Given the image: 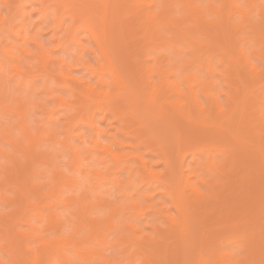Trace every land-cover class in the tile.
<instances>
[{"label":"bare ground","instance_id":"bare-ground-1","mask_svg":"<svg viewBox=\"0 0 264 264\" xmlns=\"http://www.w3.org/2000/svg\"><path fill=\"white\" fill-rule=\"evenodd\" d=\"M24 1L25 0H2V2H4V6H7L8 14L2 15V19L0 22L3 25H7V27L11 29V31L13 30L12 24L10 25V22L12 21L10 18L11 15L16 16L17 14H21V16L23 15L25 16L27 14V12L25 13L23 11ZM51 1L53 2L54 5L56 6L58 5V7L59 6L64 7L66 11L68 9L74 10L76 16H79L78 18L81 19L79 25L86 26L88 30L94 36L97 37L100 46V52L106 58V65L105 66L99 65V68L93 66V64L85 57L72 64L66 62L65 64L66 70H64V75L66 76V79L69 78L78 79L83 83V88L78 89L80 90L79 94L82 97L81 105H83L82 107L86 108L85 111H87V112L84 111L85 113H87V116L84 113L83 117H85V120L91 125L92 128L93 127L95 128V126L97 127L96 128L97 131L94 130L96 132L95 136H98L99 134H103L104 130H100L97 125V122H94L95 120L94 108H99V110L103 115H106V113L109 112L116 111V115L118 114L119 116H121L122 117L121 119L123 120V122L125 121L124 123L126 124L128 122L126 119L128 118H126L127 116L124 115L125 111L128 110L126 112L127 113L129 112L133 116L134 114L136 115L139 107H141V102L143 100L145 103H147L148 106L154 109V112L158 114L164 113L163 108L165 104L167 103L169 105L171 104L172 108L174 109V112L176 113L177 117H179V119L181 118L190 123L193 122L194 125H198V127L202 126L203 128L201 127V129L209 131L208 132L209 134L205 132L209 135V136L207 135L206 137L212 138V136L210 135H213L215 137V138L213 137L214 139H217L218 137L227 139L232 136L231 138H234L235 142L236 141L241 142L243 136L240 125L242 121H244L247 111L248 112L250 111L249 114L252 115L250 117V115L248 114L249 115L248 117H250L251 120H253L257 114V117H260V119L263 120L262 123L264 124V112L262 107H260V105L261 106L264 105V94L262 92L264 89V2L263 0H241L245 2L244 4H242L243 2H241L240 0H122L123 3L131 2L132 5H134L137 8L136 11L137 16L135 17L136 18L139 17L140 21L137 18L138 21L130 22L128 26L132 30L129 31L130 33H132L136 37L138 35V38L135 37V39L138 41V43L136 44L137 46H139L138 50L144 51L148 54V47L154 46L156 51L158 52V58H156V64L146 65L144 67L143 75H144V79H146L147 84H149L148 91L145 89V86H140V84H137L140 90L137 91L134 88H132L130 83L126 81L122 76L121 70L118 66L119 62H116L115 58L112 57L108 52L107 49L108 44L106 42L107 31L105 28V23L109 13V4L111 0H101L102 6H104L103 9L104 13L102 14V16L100 15L101 16L100 21L102 25V28L100 30H98L94 25L95 24L94 13L89 12L88 10L85 9L87 8V4H88L87 2L91 3V0H51ZM119 4H121V2L118 3V6ZM92 8H94V6ZM82 9L83 10L85 9L87 13L83 14ZM255 10L256 13L254 14L253 12ZM62 12H64V9L62 10ZM1 14L2 13H0V15ZM253 14L256 15V17H258L259 19V21L257 19L258 22L254 21L255 16ZM61 15L59 14V18L62 19V17H60ZM212 16L216 17L217 19V22L215 24H212L211 22L212 20L210 17ZM60 21L61 20H59V23ZM220 29L222 32L221 39H219L220 37H218V33H219L218 31ZM250 41L253 42L255 46L256 45L261 46L260 49H256L254 47L252 49L245 48L246 43ZM37 43L38 46H40L39 47L40 54L43 55L42 57H44V59L40 57L43 59V61L41 60L42 66L44 64V67H48L47 65L48 64L50 65L49 62L54 63L52 61H56L57 63L58 60H60L59 58L56 59L51 58L48 55L46 50L43 48L42 43L39 41V38ZM181 46H185L190 49L192 48L194 50V53L191 56V58L188 59L183 54ZM203 46L204 47L208 46L207 47L208 49L207 48L203 49ZM166 47H169L173 51H178V53H181V55H179L180 57H178V59L177 58L173 59L171 56L167 54L164 55V51H165L164 48ZM233 50H235L234 52L239 53L237 54L239 55L238 57L235 56L236 53L234 54L232 52ZM217 51H221L220 53L224 54L223 56L221 55L220 59L218 60L222 64L224 63L228 64V67L224 68V70L222 71H219L214 67L213 60H215L216 54L218 53ZM4 52L7 53L6 55H8V57L16 61L18 56L13 51L5 50ZM257 57L260 58V60L262 61L261 65L255 62L254 58ZM196 65L205 68L209 73V76L205 79H201L198 73L193 70V67ZM26 66L31 70V74H28V72L22 66L17 64L10 66L9 71L11 73L14 71L21 72L23 75L30 77H34L36 76V74H38L32 71L30 65L27 64ZM241 66L246 67L248 71L247 74L248 76L244 75L245 77H242L241 76L242 74L240 75V69L242 68ZM57 67L60 66L58 65ZM80 67H85L86 69H90L94 72H97L99 75L98 77L99 79L97 83L94 84L88 82L83 78L82 79L75 78L73 72L74 70ZM5 72L6 70L2 73L5 74ZM215 74H219L224 78L226 82L225 86L229 88V91L225 89L221 90L220 88L219 89L217 88V90L214 89L218 85V82L214 78ZM108 75L110 80L114 83V86L111 89L108 88L109 87ZM232 75L237 76L239 79V84L236 85L235 87L232 85L233 82H230V78H232L231 77ZM2 78L4 80V77ZM8 78L9 81H11L10 80L11 78L10 77ZM0 80L2 83L3 80L1 78ZM1 83H0V89L3 91L4 88H2V86L4 85V83H2L3 85H1ZM1 90H0V108L5 113H13L20 116V120L16 121L15 123L21 127L25 137V142L15 138L10 126H6L0 134V140L2 139L3 141V144L0 143V157L5 158L7 161V162L5 161V163L0 162V201L8 204V207L11 205L15 206L12 211L0 210V228L5 229L4 231H1L0 229V240H1L0 249L1 252L8 255V259L6 261V259L4 260V258L1 257L0 254V264H20V262H18L16 258V255L18 254L17 252L19 250L18 248L19 244H17V242L16 243L12 242V238H11L12 236L10 234V225H11L10 223H14L16 220H18L16 219L18 217V214L19 215L23 214V217L25 219H28V217L26 218V216L28 211L30 210H32V212L33 211L35 212V213L33 212V214H35L34 216L38 220V218L40 219L42 215V209H46V208L50 210L49 215L47 216L46 219L47 220L46 227L47 229L51 230V233L53 235L51 236L46 235L48 237L43 239V235L41 238V233L36 231V229L33 230V228L31 227L32 230L31 228L30 231L28 230L26 235H28L29 237H35L37 239L39 237L41 238V240L39 245L37 243L35 246H33L28 242L29 244H25L24 248H22L23 251L22 253L24 254L22 253L21 254L27 261L26 264H73L72 263L73 257L70 254V250H73L74 255L77 256L81 261H85L95 256L100 259V264H121L123 262V258L121 256H115V255L106 256L104 252L101 250L84 247L83 243L85 241V238L79 237V235L82 233V230L87 229L89 237H95L98 240V242L105 247V249H108L109 247L108 244L111 241H109V239L105 235V231L108 229L106 227L107 226L112 227L113 225L115 226L116 221L114 219L102 220L97 217L96 218L87 217L89 216L90 213L94 212L96 208H99L102 205L101 201L93 202L91 200L92 196L90 195L91 196L90 199L89 194L85 193V195H83L84 193L83 192L82 197L80 199H77L75 196L67 197L66 200L61 199L60 186L62 184L70 183L75 180L65 177V175L58 172L59 170H57L56 169L57 167H55L56 166L54 164L55 161L52 157L51 152L46 153L39 150L38 148V143L39 141L42 140L43 137L44 138L46 137L45 140L47 139L54 143H62L68 148L70 147L69 137H67L66 139H61L59 136L61 131L55 129H52L47 134L41 132L39 134L37 133V135L35 136L34 135L32 136V134H30L31 132L29 131L30 130L29 125L26 121L27 118L26 112L29 106L28 102L18 97L17 98L15 97L14 106L15 105L16 106L14 108L11 105L12 103H9L8 100L6 101L5 95L2 93ZM222 94H224L225 96L224 100H222L221 98ZM63 100H64L63 103L68 102V100L65 99ZM256 100H259L260 104L256 103L257 102ZM124 103L129 104L127 109L124 108L125 107ZM170 123L168 124L170 125ZM144 124L145 123H142L141 125ZM68 125L70 124L67 123L66 126ZM124 125L122 124V126ZM172 126L174 127L173 129L178 132L177 133V138H178L177 154L179 157L178 166L176 164L174 165L171 162L172 160L170 159L168 153L164 150L163 146L161 148L162 159L166 164V172L164 173L161 171H154L152 166L149 165V160L145 159L144 156H142L141 154H138L137 157L141 159L143 166L149 172L153 182L162 181V183L166 186L167 191L171 194V197L174 202V206L179 212L178 216L172 214L168 215L170 221H168V225H169L168 231H166L164 235L166 234L167 236L166 235L165 236L168 238L172 237V239H174L173 240L174 242L178 241V238H180L181 240L179 239V241L183 240L184 242L187 243L190 242L191 244H194L196 242V239L193 233L190 215L186 210V207L190 205V200H188V195L190 196L191 193L192 195L191 197H193L196 200L197 199L206 200L207 198H209L211 201H213L216 204L220 203L219 195L216 192L220 190L219 188L221 185H215L217 183L214 182V179L211 176L209 178L203 175L202 173L203 168H205L206 166L213 169L214 165H213L211 153L215 150V145L213 144V142L212 144L207 143V144H203L202 146L200 145V148L202 150H207L209 152V156H207V160L203 165L199 164L198 166L191 168L190 165L188 164L186 165L185 163L186 153L185 152L183 153L182 146L184 142L188 140L190 136H192L193 132H195V129L193 128L196 127L194 126L192 128L189 125L191 130L188 129L189 132L185 131L186 133H188V134L185 133L186 135L189 136L188 137L183 135L182 132L178 130L181 129V127L179 128L176 123L174 124L172 123ZM125 127L127 126L125 125ZM170 129H172L171 126ZM65 132L66 133L68 132L67 136L70 134L68 129H66ZM262 132L263 130L261 131V129L256 132L257 136L256 135L255 136L257 137L258 140L256 141L253 139L251 144V147H253L252 151L254 153L256 152L258 156L260 154V158H258L257 156L256 159H254L253 155L251 157L250 156L248 157L247 154H246L247 157H245L246 156L245 153H244L245 156L243 155L244 157L241 156V158L242 157L243 158L242 159L240 158L241 160H246V162L249 160V164L247 165L248 171H246L247 172L246 179L248 180V183L246 182L247 185H244L243 190L241 189L243 191V193L239 195L241 198L239 197L238 202L235 201L237 202L236 204H232L234 205V207L224 206L227 207L225 209L223 208V210H226L225 213L223 210H221L222 212L220 211L221 213L219 212L220 214L219 213L217 214L218 211L215 212V214L218 215L220 221L219 223L220 227L218 226L219 227L218 229H222V231L214 237L216 241L218 238L223 237V235L227 233L228 235L225 236L226 238L224 237L225 240L226 239L229 240L235 234L238 224L243 223V222L233 223L235 215L236 216L240 214L249 215L252 213L251 214L252 216L251 215L247 216L248 217L247 224L250 223L251 225L255 221L254 218L260 217L262 214H264V147H263V143H261ZM42 133L44 134V136H42L43 135ZM216 136L218 137L216 138ZM184 139L186 140L184 141ZM216 142L218 143L217 140ZM115 143H116V138L114 139V136H113V141L109 143L104 144L98 141L97 139L94 141L95 148L98 151H102L106 154L111 155L115 159L117 166L121 167L124 161H128L130 159V155L119 152L117 149L113 148L112 145ZM5 144L11 145L13 148V152H11V150L8 151L7 147H5L6 146ZM216 146L218 147L217 144ZM193 148L192 149L189 148V149L192 151ZM189 149H187L186 151H190ZM194 150L197 151L196 148ZM19 152L23 153V155L26 156L27 162L29 161L28 163L26 161H24L26 163L24 162L22 163L21 159L17 156V153ZM74 153H75V163L79 166L81 165L83 156L79 150H75ZM252 157L254 160H252ZM240 159L237 158L236 160L239 161ZM40 160L45 162L46 165L48 164L50 167L48 165L47 166L49 167V169L51 168L52 170L51 169L50 170L51 172H53L52 173V177L54 180L53 187L48 192V194H46V197L52 199V202L54 203L52 205L45 204L44 202L46 200L45 199L46 197H44L45 194L44 195L39 194V197L41 195V197L39 198V202L37 198L36 203H32L29 195L30 192L28 193V190H30L29 188L28 190L22 189L24 191L18 192L17 197L10 198L6 194L5 188L6 189L7 187L16 188L18 182L20 183L22 182L23 184L26 183L28 181L27 179H30L31 176L33 177L34 172L37 171L35 167L37 166V163ZM238 161L237 163L240 162ZM9 163H11V165H9ZM9 166H11L12 168ZM236 166H237L236 168L237 170L238 164L234 165V167ZM218 169L216 170L214 169V170L218 174H221L219 173L220 169L219 170ZM238 171L239 170H237V172ZM42 172L44 173V171ZM221 172H223V170ZM253 173L254 175H252ZM96 174L99 176V179L94 184V186L95 188H98L100 186V183L103 180H106V175L103 172H99V171L96 172ZM224 174L226 173L224 172ZM166 175L168 176V178H166ZM194 177L197 178V181L193 180ZM116 181L118 182L119 186L124 185L120 180L116 179ZM203 184L207 188L206 191L201 188V185ZM34 187L37 188V185ZM36 190H38V188ZM188 191L189 193L187 195ZM42 197L44 198L42 199ZM21 198L22 199L25 198L24 200H26L25 201L26 204L23 203V200ZM235 202L233 201V203ZM243 202L246 203L244 204ZM61 203L64 204L65 206L66 204H70L72 206H74L73 204L75 205L77 204V207H68L73 210L68 213L66 219H64L61 213L57 212L56 209H54V211L52 209V207L54 208V204L56 205ZM226 204L228 205V203ZM246 204H248L247 208H246ZM235 205L237 208L239 207V209L241 207V210L238 211L236 210L234 211L233 214L231 210L235 209ZM243 205L245 206L242 208ZM132 206L137 212L139 211L141 212V209L138 207L137 203H134ZM248 207H249V212H251L249 214H247ZM229 208L232 209L230 210ZM147 209L163 211L164 207H162V209H159L157 205L153 204V205H148ZM243 210H246V213H244ZM55 211L57 213L54 214L53 212ZM118 211L119 210L116 207L111 209V217L116 218ZM263 216L264 215H262V217ZM206 218L207 221L208 218L209 219L211 218L210 222H212V218H214V213L210 214L209 216L207 214ZM21 219H19V221ZM85 220H87L86 221L87 223L85 222ZM216 221L218 222V220ZM68 222L71 225V229L67 232L66 227ZM33 225L34 227L36 226V224H32V226ZM127 225L130 227L131 231L130 233L124 232L121 234L122 235L121 238L124 239L129 238L128 240L122 242L123 245H126V242H128L127 244L128 246H124L123 249L127 250L128 247L130 248L132 247L134 250L132 253H129V256L127 257L126 260L127 263L125 264H129V262L133 263L135 254H139L140 256H142L144 264H151L152 262L148 257L151 250L145 246H142L141 243L144 240L153 242V240L159 239L162 236L158 231L154 233H146L139 225H136L134 223L129 222ZM206 234L207 235H205V238L199 241L200 243L199 242L197 243L198 246L190 245L191 246L190 248L188 247L184 250V252H186L187 249H189L188 252L195 251L194 252L195 254L192 253L194 254L193 256L191 253H188L189 256L188 258L191 259L193 257L194 259V260L193 259L190 260L191 264L192 262L193 264H208L209 258L211 264H235V261L237 259L239 261V263L237 261L238 264L256 263V260L253 262L254 257L252 256V254H250L249 257L245 259L243 256L242 257L235 256L236 254L234 255L233 252H231L233 254L231 253L222 254L217 249L218 247L217 248H214L215 246L212 247L214 244L210 245V247L207 248V246L209 245L207 243H209L208 241L210 240L211 233H206ZM173 236L176 237L177 240ZM251 242H253V240ZM254 243L255 244L257 243V248L258 245L261 246L262 244H264V229L258 232L257 237L254 240ZM177 244L179 245V243ZM177 244L176 247L175 246L174 247L176 251L179 252V250L181 251V249ZM192 247L195 248L193 249ZM208 249H210V252ZM205 251H208L210 256L208 252L205 253ZM169 253H170L169 248H166V253L164 254L169 255ZM177 254L178 253H176L175 255ZM190 254L192 257H190ZM207 254L209 256L208 259H207ZM240 254L241 253H239V255ZM159 255L161 256V254ZM172 263L174 264V261Z\"/></svg>","mask_w":264,"mask_h":264},{"label":"rangeland","instance_id":"rangeland-1","mask_svg":"<svg viewBox=\"0 0 264 264\" xmlns=\"http://www.w3.org/2000/svg\"><path fill=\"white\" fill-rule=\"evenodd\" d=\"M120 2L121 4H119L118 6V3ZM241 2H243L242 4L245 3L244 1ZM87 3H88L87 8L85 9L88 10L89 12L94 13V23H95L94 25L98 30H100L102 28L100 20L102 14L104 13L103 11L104 6H102L101 0H91V3L90 2ZM93 6L94 8H92ZM23 8H24L23 11L25 13L27 12L25 16L23 15L24 17L21 16V14H17V15L14 14L16 16L11 15L10 17L12 20L10 22V25L12 24L13 26L12 31L7 27V25H3L0 22L1 23L0 24V71L3 69L0 73L1 76L0 78L3 80L2 77H4L3 81H5V82L2 81V83H4L3 85L0 80L1 85H3L2 88H4L3 91L1 89L0 90L5 95L6 101L8 100L9 103H12L11 105L14 108L16 106V105L14 106L15 97L16 98L18 97L28 102L29 106L26 112V117H27L26 121L29 125L30 128L29 131L31 132L30 134H32V136L33 135L35 136L37 135V133L39 134L41 132L47 134L52 129H55L61 131L59 135L61 139H66L67 137H69L70 147L68 148L62 143H54L47 139L45 140L46 137L45 138L43 137L44 139L42 138V140L39 141L38 143L39 150L46 153H50V152L52 153V157L55 161L54 164L56 165L55 167H57L56 169L59 170L58 172L65 175V177L75 180L70 183L62 184L60 186V190H61L60 198L66 200L67 197L75 196L77 199H80L82 197L83 192H84L83 195H85V193L89 194V196L90 195L92 196V199L91 196L90 199L93 202L101 201L102 205L99 208H96L95 211L90 213L89 216L87 217H94V218L97 217L102 220L114 219L116 221L115 226L113 225L112 227L110 226L106 227L108 229L105 231V235L107 236L109 241H111L108 244L109 245L108 249H105V247L102 244H100L95 237H89L87 229H83L82 233L79 235V237L85 238L83 246L101 250L104 252L106 256H114V255L121 256L123 258V262L121 264L127 263L126 262L127 257L129 256V253L133 252L134 249L132 247L131 248L128 247L127 250L123 249L124 246H128L127 245L128 242H126V245H123L122 242L128 240L129 238H125V239L121 238L122 236L121 234L124 232L130 233L131 229L127 225L130 222L139 225L146 233H154L158 231L162 236L159 239L153 240V242L144 240L141 243L142 246H145L151 250L148 257L150 258L151 262L154 264H161V263L173 264L172 263L173 261L174 264H189V263L191 264L190 260L193 259L192 256L195 254L194 253L195 251L188 252L189 249H187L186 252H184V250L188 247L190 248L191 247L190 245L198 246L197 243L205 238V235H207L206 233H211L210 240L208 241L209 243H207L209 244L207 248H209L210 245L214 244L212 247L214 246H215L214 248L218 247L217 249L222 254L233 252L234 255L236 254L235 256L237 257L243 256L245 259H247L249 255L252 254V256L254 257L253 262L256 260L255 264H264V244H262L261 246L258 245L257 248V243L256 244L254 243V240L257 237L258 232L264 229V216L262 217V215L264 214H262L260 217L254 218L255 221L251 225L250 223L247 224V219H248L247 216L252 214L251 212H249V207H248L247 214L249 213L251 214L249 215L240 214L237 216L235 215L236 219L234 218L233 223H239V222L240 223L243 222V223L238 224L235 234L229 240L224 239V237L227 236L228 233L223 235V237L218 238L217 241L214 239V237L222 231V229H218L220 227L219 224L220 221L217 214L221 210H223V208L225 209L228 206L234 207V205L232 204H236L238 202L240 197L239 195L243 193L242 190L244 185H247L248 183V180L246 179L247 178L246 171H248L247 165L249 164V160L246 162V160H241V159L246 154L248 155V157L249 156L251 157L253 155L254 159H256V157L258 156L256 152L254 153L252 151L253 147H251V144L253 139L256 141L258 140L256 137L257 136L256 132L259 131L260 129L261 131L263 130L261 143H263V147H264V124L262 123L263 120H261L260 117H257V114L255 118L253 115L254 119L251 120L250 117L252 115L249 114L250 111L249 112L247 111L246 114L247 116L245 115L244 121H242L240 125L243 136L241 142L238 141L235 142V139L231 138L232 136L227 138L228 140L223 139L222 137L220 138L218 136H216V138L218 137L217 139H214L215 137L213 135H210L212 136V138L206 137L209 134L208 133L209 131L201 129L202 126L198 127V125H194L193 122L190 123L181 118L179 119V117H177L176 113L174 112V109L172 108L171 104L170 105L168 103L165 104L163 108L164 113L158 114L154 112V109L148 106L147 103H145L143 100L141 102V107H139L137 114L136 115L134 114V116L131 115L129 112L128 113L126 112L128 111L126 109L129 104L124 103L125 106L124 108H126L124 115L127 116L126 118L128 119L126 120L128 121L127 123L129 125L127 123L125 124L124 123L125 121L123 122L121 116H119L118 114L116 115V111L109 112L106 113V115H103L99 110V108H94V112H95L94 122H97V125L100 130H104L103 134H99L98 136H95L96 135L95 131H97L96 129L97 127L95 126V128L93 127L94 128L93 129L91 125L85 120V117H83L84 113L87 111H85L86 108L82 107L83 105H81L82 97L79 94L80 90H78L80 88H83V83L78 79H70V78L66 79V76L64 75V70H66L65 69L66 62L72 64L85 57L96 68H99V65L105 66L106 58L100 52V46L97 37L94 36L86 26L79 25L81 19L78 18L79 16H76L74 10L68 9L66 11L64 7H60V6L58 7V5L57 6L54 5L51 0H25ZM63 9L64 12H62ZM85 9L84 10L82 9L83 14L87 13ZM7 10H8L7 6H4V2L0 0V11H1L0 13H2L0 15V21L2 19V15L8 14ZM136 11L137 8L134 5H132L131 2L123 3L122 0H111L109 4V13L105 23V28L107 31L106 42L108 44L107 49L109 54L115 58L116 62H119L118 66L121 70V74L124 77V79L130 83L132 88L138 91L140 89L138 88L137 84H140V86H145V89L148 91L149 84H147L146 79H144V75H143L144 67L146 65L156 64V58H158V52L156 51L154 46L148 47V54L144 51L138 50L139 46L136 45L138 43V41L135 39L136 36H134L132 33L129 32L132 30L128 26L130 22L138 21L139 17H137L138 19L135 17L137 16ZM253 13L255 14L256 10ZM59 14L63 15L60 16L62 17V19L59 18ZM254 16L256 19L255 20L253 18L254 21H257L258 17H256V15ZM210 18L212 20L211 21L212 24H215L217 22L216 17L212 16ZM59 20H61L60 23ZM218 32H219L218 37H220L219 39H221L222 38L221 29ZM38 38L39 41L42 43L43 48L48 53V55L51 58H55V59L59 58L60 60H58V62H60L61 64L58 62L56 63V61H52L54 63L49 62L50 65L48 64L47 65L48 67H44V64L42 66V61L44 57H42L43 55L40 54V48H39L40 46H38L37 43ZM136 38H138V35ZM251 43L253 42L251 41L247 42L246 47L245 46L244 47L247 49H252L253 47L256 49H260L261 46L259 45L255 46L254 43L253 44ZM207 47L203 46V49H206ZM181 48L183 54L188 59L191 58V56L194 53V50L192 48L190 49L185 46H181ZM5 50L13 51L18 56L16 61L8 57V55H6L7 53L4 52ZM164 50H165L164 55L167 54L171 56L173 59L176 58L178 59V57H180L179 55H181V53H178V51H173L169 47L164 48ZM234 51L235 50H233L232 52L234 54L236 53L235 56L238 57L239 55L237 54L239 53ZM217 52L220 53L221 51H217ZM217 54L215 60H213L214 67L219 71H222L224 70V68L228 67V64L227 63L222 64L218 60L220 59L221 55L222 56L224 55L223 53L218 54V57ZM40 57H42L43 59ZM254 60L257 64L260 65L262 64L260 58L257 57L254 58ZM14 64L22 66L28 72V74H31V70L26 66L28 64L30 65L32 71L38 74H36V76L34 77H30L23 75L21 72L14 71L11 73L9 71L10 66ZM58 65L60 67H57ZM241 67L242 68L240 69V75L242 74L241 75L242 77L248 76L247 75L248 71L246 67L245 66H241ZM5 70H6L5 72L6 76L4 73H2ZM193 70L198 73L201 79H205L209 76V73L205 68L196 65L193 67ZM73 75L75 76V78H81V79L83 78L84 80H87L88 82L94 84L97 83L99 79L98 78L99 75L97 72H94L90 69H86L85 67H80L74 70ZM8 77L11 78L10 79L11 81H9ZM231 77L232 78H230V82H233L232 85L235 87L236 85L239 84V79L235 75H232ZM214 78L218 82L217 87L214 88L215 90H217V88L218 89L220 88L221 90L225 89L229 91V88L225 86L226 82L221 75L215 74ZM113 86L114 83L109 78L108 88L111 89ZM262 92L264 94V89ZM221 98L222 100L225 99L224 94L221 95ZM63 99L68 100L69 103L68 102L63 103L64 102ZM256 101H255L256 103L260 104L259 100ZM260 107H262L264 112V105L262 106L260 105ZM248 114L250 115V117H248L249 116ZM85 115L87 116V113H85ZM137 117L139 120L137 119ZM19 120H20L19 115L13 113H5L0 108V134L6 126H10L15 138L25 142V137L21 127L15 123L16 121ZM170 122H172L173 124L176 123L179 128L181 127V129L178 130L181 131L182 134L185 136H188L186 135L188 134L186 132H189L188 129H190V127L192 128L194 126L196 127L193 128L195 129L196 133L193 132L192 136H190L188 140H186L187 138L185 137L186 139H184V141L186 140L185 141L186 144L184 142L182 146L183 153L184 152L186 153L185 163L186 165L187 164L190 165L191 168H194L199 164L203 165L207 160V156H209V152L207 150H202L200 148V145L202 146L203 144H207V143L212 144V142L215 145V150L211 153L212 161L214 165L213 169L206 166L205 168H203L202 173L203 175L209 178L211 176L214 179V182L217 183L215 185H221L219 188L220 190L216 192L219 195L220 203L216 204L213 201H211L209 198H207L206 200L204 199L196 200L193 197H191L192 196L191 193L190 196L188 195L189 191L187 192L188 200H190V205L186 207V210L188 211L191 218L192 229L196 239L195 242L196 244L195 243L191 244L190 242L187 243L184 242L183 240L179 241L180 238H178L179 242L178 241L174 242L173 241L174 239H172V237L168 238L166 237L167 236L166 234H165L166 236L164 235V233L168 231V226H169L168 221H170L168 215L172 214L178 216L179 212L174 206L173 199L171 197V194L167 191L166 186L162 183V181L153 182L149 172L143 166L141 159L137 157L138 154H141L142 156H144L145 159L149 160V165L152 166L154 171H161L164 173L166 172V164L162 159L161 148L163 146L164 150L168 153L170 159L172 160L171 162L174 165L176 164L178 166L179 163L178 162L179 157L177 154L178 132L173 129L174 127ZM67 123L70 124L68 126L71 128L66 126ZM142 123L145 124L141 125ZM168 123H170V125ZM122 124L123 125L125 124L128 128L125 127V125L122 126ZM170 126L172 127V129H170ZM66 129H68V131L70 132L68 136H67L68 132L67 133L65 132ZM205 132H207L208 134ZM44 134L42 136H44ZM113 136L114 139L116 138V143L112 145L113 148L117 149L119 152L130 155V159L128 161H124L121 167L117 166L115 159L111 155L106 154L102 151H98L94 145V141L96 139L104 144L112 142ZM204 140L206 141V143ZM216 140L220 145L216 142ZM0 143L3 144L2 139L0 140ZM216 144L218 145V147L216 146ZM5 147H7L8 151L11 150V152H13V148L11 145L8 144ZM189 148L190 149L193 148V150L191 151ZM195 148L197 151L194 150ZM187 149H189L190 151H186ZM75 150H79L83 156L81 165L79 166L75 163V153H74ZM247 155L245 157H247ZM17 156L21 159L22 163L24 161L27 162L26 160L27 158L26 156L23 155V153L19 152L17 153ZM241 156L243 157L241 158ZM236 157L238 159L241 158L240 159L241 161L239 160L240 161L239 162L238 160H236L237 159ZM253 157L252 160H254ZM258 158H260V154ZM5 161H6L5 158L0 157V162L5 163ZM237 161L239 163H237ZM44 163L45 162L41 160L37 163V166L35 167L37 171L34 172L33 177L31 176L30 179H27L28 181L26 180L27 182L24 183L25 185L22 182L21 183L18 182L16 188L15 187L13 188L7 187V189L5 188L6 194L10 198H15L17 197L18 192L24 191L22 189L28 190L29 188L30 190H28V193L30 192L29 195L32 203H36L37 200L39 202V198L41 197L42 194L43 195L45 194L44 197H46V194H48V192L53 187L54 180L52 177L53 172H51L52 169L50 168L51 169L50 170L49 169L50 166L47 164L49 166L48 167L46 163L45 165ZM224 164L226 167L224 166ZM235 164H238L237 170H239L240 172L239 171L237 172L236 170L237 166L234 167ZM9 165H11V163H9ZM218 168L221 171L223 170V172H221ZM214 169L215 170L218 169L219 173L221 174L215 172ZM42 171H44V173ZM98 171L103 172L106 175V180H103L100 183V186L98 188H95L94 184L99 179V176L96 174V172ZM224 172L226 174H224ZM252 175H254V173ZM166 178H168L167 175ZM116 179L120 180L124 185L119 186ZM193 180L197 181V178L194 177ZM36 185L39 191L36 190L37 189L36 187H34ZM201 188L205 191L207 190L204 184L201 185ZM39 194H41L40 197ZM44 197H42V199ZM24 199H22L23 203L26 204L25 202L26 200ZM45 199H46L44 201L45 204L52 205L54 203L50 198L46 197ZM233 201L234 202L237 201V202L233 203ZM134 203H137L138 207L141 209V212L140 211L137 212L134 209V207L132 206ZM226 203H228V205ZM153 204L157 205L159 209H162V207H164L163 211L147 209L148 205H153ZM248 204H246V208ZM73 205L74 206L70 204H66L65 206L62 203L56 205L54 204V208L52 207V209L53 211L54 209H56V211L61 213L62 217L66 219L68 213L73 210L68 207H77V204L76 205L73 204ZM244 206L245 205H243L242 208ZM14 207L15 206L13 205L8 207V204L0 201L1 211L3 210L12 211ZM114 207L118 208L119 210L118 214L116 215V218L111 217V209H113ZM236 210L237 211L241 210V207L239 209V207L237 208L235 205V209L231 211L234 214V211ZM49 211L50 210L48 208L42 209V215L40 219L38 218L37 220L34 216L35 214H33L34 211L32 212V210H30L28 211L26 216V218L28 217V219H25L23 217V214L22 215L18 214V217L16 218L18 220L16 221L14 220L15 221V222L13 221L14 223H10L11 224L10 234L12 236L11 237L12 242L13 243L17 242V244H19L18 245L19 250L17 252L18 254L16 255V258L17 261L20 262V264H26L27 262L22 255L24 254L22 253L23 252L22 248H24L25 244L30 243L31 245L35 246L38 243L39 245L42 235H43V239L53 235L51 233V230L47 229L46 227V221H47L46 219L47 216L49 215ZM56 211L53 213L54 214L57 213ZM211 211L214 213V218H212V222H210L211 218L210 219L208 218V221L206 220L207 214L208 216L210 214H213ZM216 211H218L217 214H215ZM223 211L224 213L226 212V210ZM243 211L244 213H246V210ZM19 219L21 220L19 221ZM216 220H218V222ZM86 221L87 220H85V222ZM32 224H36V226L34 227V225L32 226ZM31 227L33 228V230L36 229V231L41 233V238L38 237L37 239L35 237H29L28 235H26L28 230L30 231ZM0 229L1 231L5 230L4 228H0ZM70 229H71V225L68 222L66 231L68 232ZM251 233L254 235H252ZM174 238L176 239V237ZM252 240L253 242H251ZM224 241L225 242L228 241V242L225 243ZM176 242L179 243V245ZM176 244L180 247L181 251L180 250L179 252L176 251L175 249ZM0 245H1V240H0ZM166 248H169L170 250L169 255L166 254L168 257L164 254L166 253ZM208 250L210 252V249ZM207 252L208 251H205V253ZM176 253H178L179 255L178 254L175 255ZM188 253L191 254L194 253L192 254V256L190 254V257H192L191 259L188 258L189 257ZM239 253L241 254L239 255ZM0 254L1 257H3L4 260L6 259L7 261L8 255L1 252V249H0ZM70 254L73 257L72 258L73 264H100V259L98 257L94 256L85 261H81L77 256L74 255L73 250H70ZM159 254H161V256ZM208 254H207V259L210 256V254L209 256ZM237 261L238 259L235 261V264L239 263V261L238 263ZM209 263H210V258L208 264ZM129 264H144L142 256H140L139 254H135L133 263L129 262Z\"/></svg>","mask_w":264,"mask_h":264}]
</instances>
